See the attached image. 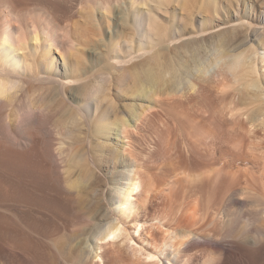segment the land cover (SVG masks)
<instances>
[{
	"label": "rangeland",
	"instance_id": "1",
	"mask_svg": "<svg viewBox=\"0 0 264 264\" xmlns=\"http://www.w3.org/2000/svg\"><path fill=\"white\" fill-rule=\"evenodd\" d=\"M23 2L25 13L35 15L45 6L60 25L67 26L75 41L74 49L66 52L69 65L63 63L65 58L59 52H54V59L58 75H66L69 67L70 78L75 82L74 87L67 86L61 92L57 83H35L32 98L38 97L37 104L44 107H58L59 112L51 115L54 119L45 120L44 131L31 133V139L20 147L0 139V264L157 262L148 257L156 254L153 236L159 240L164 236L163 221L158 220L162 211L156 204L143 208L144 195L136 201V212L122 218L128 240L121 236L100 241L93 236L99 215L115 208L110 190L112 184H117L120 160L129 158L134 149L146 156L158 151L156 154L161 157L170 147L163 110L167 104L207 101V105L240 107L242 92L231 86L229 76L222 81L216 78L211 84L194 77L179 93L172 90V76L174 69L193 64L196 56L208 58L212 47L217 48L214 52L223 49L238 53L264 43V0ZM236 20L243 25L234 26ZM39 48L41 51L45 45ZM46 69L43 60L37 71L46 75ZM103 109L125 118L130 125L132 118L138 119V132L130 129L124 140L99 135L97 123ZM224 120L206 124L200 132L206 135L209 129L213 130L221 142L226 141L220 143L223 148L237 141L230 137L235 126ZM57 121L61 124L54 129ZM153 123L159 130L157 142L153 140ZM262 134L253 142H260ZM128 140L132 147H125L126 154L121 157L119 147ZM260 151L264 148L257 153ZM140 170V182L147 190L152 186L148 183V170L143 165ZM66 181L71 185H66ZM113 212L112 217H117V209ZM89 235L96 243H87ZM86 244H90L89 249ZM94 252L97 257H93ZM82 254L84 260L80 263ZM240 259L235 264H262V247L247 250Z\"/></svg>",
	"mask_w": 264,
	"mask_h": 264
},
{
	"label": "bare ground",
	"instance_id": "2",
	"mask_svg": "<svg viewBox=\"0 0 264 264\" xmlns=\"http://www.w3.org/2000/svg\"><path fill=\"white\" fill-rule=\"evenodd\" d=\"M23 1L0 0V111H4L0 114V139L19 147L31 139V133L44 131L43 123L48 117L57 115L54 114L57 105L55 108H50L51 104L44 107L37 104L38 97L32 98L35 83H57L61 92L75 82L70 78L69 67L66 75H58L54 59V52H59L65 58L63 63L69 65L66 52L74 49L75 41L67 26L60 25L45 6L40 7L35 15L25 13ZM233 25L242 26L243 23L236 20ZM39 45H45V49L40 51ZM212 48L207 52L210 53L208 58L196 56L187 68L183 65L174 69L172 90L182 92L194 77H199L203 84H211L216 78L222 81L224 76H229L231 86L242 92L240 107L207 105V101L172 102L163 106L167 119L165 127L171 136L170 147H166L161 157L156 154L158 151L146 156L134 149L129 158L120 160L117 184H112L110 190V201L117 209V217L111 215V212L115 214L114 209L107 211L109 213L104 211L95 225L93 236L97 240H115L121 236L128 240L122 218L136 212L142 195L145 197L143 208L156 204L162 211L158 220L163 221L165 232L161 240L153 236L156 254H149L148 258L157 262L146 264H161L162 261L171 264H235L247 250L256 246L262 247L264 264V151L257 153L258 149L264 148V43L251 45L238 53L223 49L214 52L217 48ZM43 60L47 65L46 75L37 71ZM198 94L202 98L203 94ZM4 115L5 121L2 120ZM100 115L97 123L99 135L124 140L130 129L138 132V119L132 118L133 124L130 125L125 118H118L108 110H101ZM218 119H226L235 126L230 134L237 140L234 145L223 148L220 143L226 141L221 142L213 130L209 129L206 135L200 133L206 124H214ZM59 124L51 127L55 129ZM152 128L156 141L159 130L154 123ZM260 134L262 140L254 143V138H259ZM108 142L112 143L109 139ZM123 142L119 147L121 157L126 154L125 147L133 144L129 140ZM141 165L147 168L148 183L152 185L147 190L140 182ZM93 236L89 235L87 243L90 240L96 243L95 238H90ZM89 248L90 244H86V249ZM97 255V252L93 253V257ZM83 260L84 255L80 263Z\"/></svg>",
	"mask_w": 264,
	"mask_h": 264
}]
</instances>
